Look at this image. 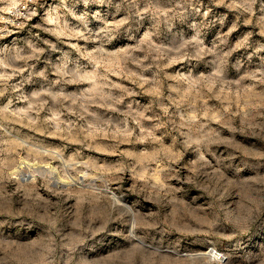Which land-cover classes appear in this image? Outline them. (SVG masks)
<instances>
[{"label":"rangeland","instance_id":"1","mask_svg":"<svg viewBox=\"0 0 264 264\" xmlns=\"http://www.w3.org/2000/svg\"><path fill=\"white\" fill-rule=\"evenodd\" d=\"M24 3L0 264H264V0Z\"/></svg>","mask_w":264,"mask_h":264},{"label":"built area","instance_id":"2","mask_svg":"<svg viewBox=\"0 0 264 264\" xmlns=\"http://www.w3.org/2000/svg\"><path fill=\"white\" fill-rule=\"evenodd\" d=\"M29 13L27 3L22 4L11 12L3 11L0 6V35H9L16 29Z\"/></svg>","mask_w":264,"mask_h":264},{"label":"bare ground","instance_id":"3","mask_svg":"<svg viewBox=\"0 0 264 264\" xmlns=\"http://www.w3.org/2000/svg\"><path fill=\"white\" fill-rule=\"evenodd\" d=\"M215 258H217V256H215ZM218 259L220 260V259H222V257H218Z\"/></svg>","mask_w":264,"mask_h":264}]
</instances>
